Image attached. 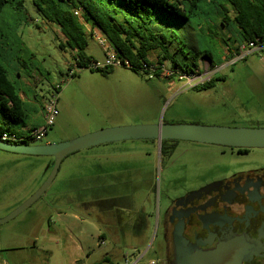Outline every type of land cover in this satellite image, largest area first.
I'll list each match as a JSON object with an SVG mask.
<instances>
[{
	"label": "rangeland",
	"instance_id": "obj_1",
	"mask_svg": "<svg viewBox=\"0 0 264 264\" xmlns=\"http://www.w3.org/2000/svg\"><path fill=\"white\" fill-rule=\"evenodd\" d=\"M28 14L29 19L21 24L15 17L9 20L17 38L15 53L34 70L30 77L25 71L17 70L22 74L18 79L29 112L26 126L20 123L14 127L28 133L31 128L28 126L44 125L41 105L53 96H57L58 111L44 138L30 141L29 145L60 143L101 129L160 121L264 128V48L243 56L238 50L232 60L233 55L226 56L227 52L236 49L232 42L231 47L222 41L221 38L228 40L230 33L221 26L216 29L220 31L218 37L206 35L201 42L202 50L211 52L216 67L211 69L209 60L201 56L198 67H194L196 79L190 83L181 76L191 72L172 69L170 59L162 66L156 54L149 58L154 66L161 68L160 76L153 70L135 71L121 64L112 67L108 74L101 72L95 64L105 62L106 52L97 36L105 38L97 28L96 36L88 38L86 48L92 62L80 69L72 50L59 46V42L64 41L60 28L44 21L31 4ZM87 27L89 32L91 27ZM210 78H213L211 88H195ZM164 144L168 152L164 151ZM164 144L152 139H129L68 155L46 192L24 212L0 224L8 231L1 233L2 238L14 231V227L21 228L27 220L39 219L41 210L47 203L55 204L57 197L67 208V218L72 219L76 211L90 219L79 200L89 198L95 199V204L99 200L102 205V208L92 207L98 215L92 219L94 235L104 233L106 240L105 245H101V239H97L100 256L112 252L113 259L124 264V256H133L139 249L141 254L147 251L139 264L152 260L164 262L167 252L161 208L169 189L167 181L180 176L182 170L193 175L198 170L264 165V148H251L249 153L239 155L228 147L214 144L192 141ZM54 160L53 156L0 149V219L44 183ZM118 195L124 198L117 200L114 196ZM108 209L114 212L103 216ZM115 223L124 224L118 240L114 236L118 231L113 228H109L112 234L108 231V227H112L108 224Z\"/></svg>",
	"mask_w": 264,
	"mask_h": 264
},
{
	"label": "trees",
	"instance_id": "obj_2",
	"mask_svg": "<svg viewBox=\"0 0 264 264\" xmlns=\"http://www.w3.org/2000/svg\"><path fill=\"white\" fill-rule=\"evenodd\" d=\"M29 4L44 21L60 28L64 41L59 46L72 50L80 69L92 62L86 48L96 28L114 47L122 65L135 71L155 65L151 54H156L162 66L170 59L172 69L184 72L195 73L201 56L214 69L212 54L202 50L201 42L206 35L218 37L219 26L230 33L229 41H222L226 45L232 42L236 51L244 43H264V0H0V134L20 132L14 124L25 125L28 117L27 103L20 95L22 87L14 80L21 73L15 69L25 71L28 77L34 70L15 53L17 38L9 20L27 21ZM76 9L81 10L84 22L75 14ZM87 26L91 27L89 32ZM112 67L97 69L108 74ZM160 73L158 67L155 74ZM212 81L195 88L209 89ZM133 254L139 255L141 250ZM100 264L115 263L103 259Z\"/></svg>",
	"mask_w": 264,
	"mask_h": 264
},
{
	"label": "flooded vegetation",
	"instance_id": "obj_3",
	"mask_svg": "<svg viewBox=\"0 0 264 264\" xmlns=\"http://www.w3.org/2000/svg\"><path fill=\"white\" fill-rule=\"evenodd\" d=\"M228 148L239 155L250 150ZM180 172L167 181L169 189L161 208L167 252L163 263L173 264L175 232L180 231L189 245L202 250L239 240L245 252L242 264H264V165L198 170L193 175ZM109 212L114 210H105L103 216Z\"/></svg>",
	"mask_w": 264,
	"mask_h": 264
},
{
	"label": "water",
	"instance_id": "obj_4",
	"mask_svg": "<svg viewBox=\"0 0 264 264\" xmlns=\"http://www.w3.org/2000/svg\"><path fill=\"white\" fill-rule=\"evenodd\" d=\"M129 139H152L161 145L166 140L192 141L231 148H264V128L225 127L196 123L126 125L101 129L75 139L53 144H15L0 141V149L32 155L53 156L54 164L44 183L0 224L18 216L34 204L50 187L62 161L70 154L92 146ZM244 249L239 240L219 244L215 249L202 250L189 245L180 231L175 232L173 264H242Z\"/></svg>",
	"mask_w": 264,
	"mask_h": 264
},
{
	"label": "crops",
	"instance_id": "obj_5",
	"mask_svg": "<svg viewBox=\"0 0 264 264\" xmlns=\"http://www.w3.org/2000/svg\"><path fill=\"white\" fill-rule=\"evenodd\" d=\"M235 53L236 50L227 52L226 56L230 57L232 54V60H234ZM222 66L218 67L219 70ZM21 75L14 80L19 82L18 78ZM22 92L21 90L20 95L23 98ZM23 100L27 103L25 98ZM43 107L44 104L41 105V116L44 120ZM27 110L29 112L28 103ZM42 125L40 123L28 127L37 128ZM114 197L118 200V198H124V195ZM114 197L105 200L109 201ZM79 200L90 219L83 218L76 211L71 215L72 219L67 218V208L63 206L61 198L57 197L55 204L47 203L41 210L39 219L27 220L21 228L14 227V231L11 230L7 237L2 238L1 233H8V231L0 227V264H100L103 259H110L115 264H122L113 259L112 252L100 256L101 254L96 249V246H100L99 242L101 245L106 243L104 233L101 236H95V231L92 228V219L97 215L92 207L95 205L101 207L99 200L97 199L96 204L94 203L95 199L81 198ZM108 225L112 226L108 227L110 233L109 228L118 231V234L114 235L118 240L119 235L123 232L124 224ZM98 238L101 239L99 242ZM126 257L127 255L124 256V261Z\"/></svg>",
	"mask_w": 264,
	"mask_h": 264
},
{
	"label": "built area",
	"instance_id": "obj_6",
	"mask_svg": "<svg viewBox=\"0 0 264 264\" xmlns=\"http://www.w3.org/2000/svg\"><path fill=\"white\" fill-rule=\"evenodd\" d=\"M75 14L78 17H80V19H82L80 9H76ZM83 22H84V20H83ZM93 36H96V33H94V31H93ZM97 38L99 39V41L101 42V44L105 48L106 60L104 63H96L95 67L96 68H105L107 66H117L120 64L122 65L121 60L118 58L114 47L107 41V39L106 38H105L106 40L101 39L99 36H97ZM105 42H107L108 45H106ZM262 48H264V43L262 44L259 41L244 43L239 48V54L241 56H243L244 53H247L250 51H255L258 49H262ZM148 68H149V70H153L154 72H156L158 69V67H156V66H150ZM194 74L195 73H192V74L185 73V76L183 75L181 77L182 78L185 77L186 79H188V81L190 83H192V81H194L196 79ZM56 88H60V86L56 85ZM56 101H57V96H53L46 103H44L43 108H44V119H45L44 123L45 124L43 126L37 127V128H29L28 133H24L21 131L18 133L7 132V131L3 132L0 134V141L8 142V143H15V144H29L30 141H41L44 138V136L47 134L48 125H51L53 123L55 117L58 114L57 107H56ZM146 252L147 251H145L144 254ZM144 254L143 253L139 254V255L133 254V256H127L125 258L124 264H139V261L142 259ZM145 264H158V261L155 262L152 260V261L145 263Z\"/></svg>",
	"mask_w": 264,
	"mask_h": 264
}]
</instances>
